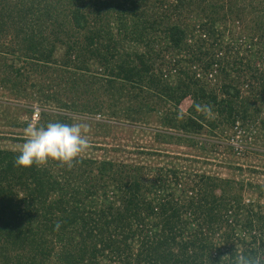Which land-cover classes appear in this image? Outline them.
<instances>
[{
    "label": "trees",
    "instance_id": "trees-1",
    "mask_svg": "<svg viewBox=\"0 0 264 264\" xmlns=\"http://www.w3.org/2000/svg\"><path fill=\"white\" fill-rule=\"evenodd\" d=\"M13 110L15 128L36 110L87 124L104 153L24 168L0 148V264L264 259V185L158 150L260 119L264 0H0V120Z\"/></svg>",
    "mask_w": 264,
    "mask_h": 264
},
{
    "label": "rangeland",
    "instance_id": "rangeland-1",
    "mask_svg": "<svg viewBox=\"0 0 264 264\" xmlns=\"http://www.w3.org/2000/svg\"><path fill=\"white\" fill-rule=\"evenodd\" d=\"M246 92V88L242 89ZM246 94V93H245ZM242 98L246 99L243 95ZM254 98H252V103ZM191 104L190 100L184 102L183 107L186 110ZM40 113L38 110L34 115ZM34 115L32 116L34 119ZM7 116V117H6ZM6 116L0 120V148L6 150L20 151L24 143L17 142L18 137H25L24 128H15L14 123L27 122L30 118L26 113L20 110L7 111ZM264 118V113L261 115L258 121L250 123L248 129L242 127V121H237L235 127L227 129L226 133L218 132L216 137H212L205 133L201 137L202 143L205 144L206 150L195 151L189 147H180L176 145L162 146L160 151L167 150L169 153L174 155H181L184 160L194 161L191 163L196 172L206 174L210 176H218L225 179H233L236 181H243L245 185L252 184L254 186L264 185V135L259 133L261 119ZM32 119V120H33ZM101 120V118H97ZM34 121V122H33ZM31 121L36 125L37 119ZM81 123V122H80ZM89 126V125H88ZM90 127V126H89ZM95 129H90L88 138L90 144L95 142L103 143L102 138H95ZM112 138H107L109 143ZM234 140V142H232ZM154 141L153 137L146 134L140 135L136 144L139 147L146 146L147 142L151 143ZM125 142H121V144ZM94 145V146H95ZM84 152L81 156L83 157H101L104 152H98L93 148ZM126 152H131L132 146ZM182 163V162H181ZM184 163V162H183ZM248 187V186H247ZM250 188V187H248ZM246 202L251 201L250 197L246 195ZM257 202V199H254ZM264 204V199L260 201Z\"/></svg>",
    "mask_w": 264,
    "mask_h": 264
},
{
    "label": "clouds",
    "instance_id": "clouds-1",
    "mask_svg": "<svg viewBox=\"0 0 264 264\" xmlns=\"http://www.w3.org/2000/svg\"><path fill=\"white\" fill-rule=\"evenodd\" d=\"M89 132V126L84 123L53 121L46 126L29 123L24 130L25 143L15 159V164L28 168L45 165L53 160L71 166L73 161L89 150ZM59 227L57 224V230ZM235 264H264V259L259 255L241 254L235 259Z\"/></svg>",
    "mask_w": 264,
    "mask_h": 264
},
{
    "label": "built area",
    "instance_id": "built-area-1",
    "mask_svg": "<svg viewBox=\"0 0 264 264\" xmlns=\"http://www.w3.org/2000/svg\"><path fill=\"white\" fill-rule=\"evenodd\" d=\"M34 119H39V114L37 115V113L34 115ZM232 142H234V140H232Z\"/></svg>",
    "mask_w": 264,
    "mask_h": 264
}]
</instances>
